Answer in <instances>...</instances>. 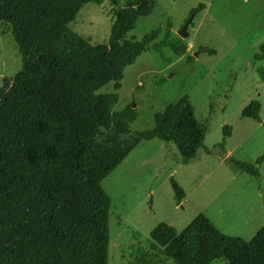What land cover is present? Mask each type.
Instances as JSON below:
<instances>
[{
	"label": "trees",
	"instance_id": "trees-1",
	"mask_svg": "<svg viewBox=\"0 0 264 264\" xmlns=\"http://www.w3.org/2000/svg\"><path fill=\"white\" fill-rule=\"evenodd\" d=\"M103 1L0 0V23L10 25L21 57L20 69L0 86V264H108L111 201L103 179L142 140L173 142L182 163L204 147L206 126L187 97L155 113L150 129L131 131L137 110H114L118 93L98 92L110 81L119 89L124 68L146 49L179 50L169 23L158 42L159 28L140 40H123L153 0H109L107 43L92 44L70 28L84 4ZM254 58L264 59V45ZM259 111L254 99L241 116L260 121ZM103 130L110 136L99 140ZM229 132L225 126L222 144ZM121 136L130 142L120 144ZM230 163L259 175L249 163ZM170 182L179 203L184 191ZM149 235L151 245L176 264H264V225L245 241L224 235L199 213L179 232L160 222Z\"/></svg>",
	"mask_w": 264,
	"mask_h": 264
},
{
	"label": "rangeland",
	"instance_id": "rangeland-1",
	"mask_svg": "<svg viewBox=\"0 0 264 264\" xmlns=\"http://www.w3.org/2000/svg\"><path fill=\"white\" fill-rule=\"evenodd\" d=\"M153 1L152 10L137 19L123 40H140L159 28L153 40L158 42L169 23L178 52L169 46L160 52L148 48L124 68L119 89L110 81L98 92L118 93L114 110L128 105L137 110L131 131L150 129L154 114L182 97L189 99L195 118L207 131L204 147L187 163L181 162L173 142L142 140L103 179L102 189L111 201L108 264H176L162 247L151 245L150 231L160 222L179 232L202 213L224 235L245 241L264 225V59L254 58L264 45V0ZM203 3L206 9L190 13ZM190 14L188 36L180 37L176 31ZM111 24L112 7L104 0L84 4L70 28L100 44L108 42ZM20 67L10 25L2 22L0 86L4 76L13 77ZM254 99L260 103V121L241 116ZM225 126L230 132L222 144ZM109 136L103 130L97 138ZM117 141L126 144L130 137ZM231 159L251 164L259 175L233 168ZM171 178L184 191L179 203Z\"/></svg>",
	"mask_w": 264,
	"mask_h": 264
},
{
	"label": "water",
	"instance_id": "water-1",
	"mask_svg": "<svg viewBox=\"0 0 264 264\" xmlns=\"http://www.w3.org/2000/svg\"><path fill=\"white\" fill-rule=\"evenodd\" d=\"M192 19H193V14H190L189 17L187 18V20L184 22V24L176 31V33L180 37H187L188 36L187 28H188L189 24L192 22ZM203 51H206V50L203 49ZM194 56H197V52L194 53Z\"/></svg>",
	"mask_w": 264,
	"mask_h": 264
},
{
	"label": "crops",
	"instance_id": "crops-1",
	"mask_svg": "<svg viewBox=\"0 0 264 264\" xmlns=\"http://www.w3.org/2000/svg\"><path fill=\"white\" fill-rule=\"evenodd\" d=\"M202 5H203V8L202 9H206V7H207L206 4L203 3Z\"/></svg>",
	"mask_w": 264,
	"mask_h": 264
}]
</instances>
